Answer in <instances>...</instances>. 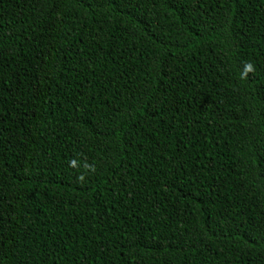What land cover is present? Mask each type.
<instances>
[{
    "label": "trees",
    "instance_id": "obj_1",
    "mask_svg": "<svg viewBox=\"0 0 264 264\" xmlns=\"http://www.w3.org/2000/svg\"><path fill=\"white\" fill-rule=\"evenodd\" d=\"M0 264H264V0H0Z\"/></svg>",
    "mask_w": 264,
    "mask_h": 264
},
{
    "label": "clouds",
    "instance_id": "obj_2",
    "mask_svg": "<svg viewBox=\"0 0 264 264\" xmlns=\"http://www.w3.org/2000/svg\"><path fill=\"white\" fill-rule=\"evenodd\" d=\"M246 68L248 71H252L253 70V66L251 64H247Z\"/></svg>",
    "mask_w": 264,
    "mask_h": 264
}]
</instances>
